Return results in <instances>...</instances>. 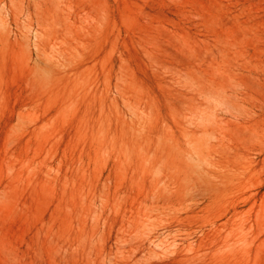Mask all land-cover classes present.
<instances>
[{"label":"rangeland","instance_id":"374dc122","mask_svg":"<svg viewBox=\"0 0 264 264\" xmlns=\"http://www.w3.org/2000/svg\"><path fill=\"white\" fill-rule=\"evenodd\" d=\"M0 264H264V0H0Z\"/></svg>","mask_w":264,"mask_h":264},{"label":"bare ground","instance_id":"6f19581e","mask_svg":"<svg viewBox=\"0 0 264 264\" xmlns=\"http://www.w3.org/2000/svg\"><path fill=\"white\" fill-rule=\"evenodd\" d=\"M197 174V173H196ZM188 177V175H186ZM194 176V175H193ZM190 178L192 179V177L190 176ZM192 181V180H191Z\"/></svg>","mask_w":264,"mask_h":264}]
</instances>
